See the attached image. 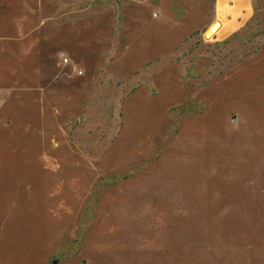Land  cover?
Segmentation results:
<instances>
[{"label":"rangeland","instance_id":"rangeland-1","mask_svg":"<svg viewBox=\"0 0 264 264\" xmlns=\"http://www.w3.org/2000/svg\"><path fill=\"white\" fill-rule=\"evenodd\" d=\"M2 2L0 264H264V0Z\"/></svg>","mask_w":264,"mask_h":264},{"label":"crops","instance_id":"crops-1","mask_svg":"<svg viewBox=\"0 0 264 264\" xmlns=\"http://www.w3.org/2000/svg\"><path fill=\"white\" fill-rule=\"evenodd\" d=\"M20 1H21V0H20ZM0 4L4 5L3 2H2V0H0ZM4 6H5V5H4ZM6 7H8V6H6ZM9 20H13V18L11 17V15H10ZM14 20H15V19H14ZM3 33H4V32L1 31V32H0V35H3ZM15 34H17V31L15 32ZM3 39H4V38H2V40H3ZM0 58H1V56H0Z\"/></svg>","mask_w":264,"mask_h":264},{"label":"bare ground","instance_id":"bare-ground-1","mask_svg":"<svg viewBox=\"0 0 264 264\" xmlns=\"http://www.w3.org/2000/svg\"><path fill=\"white\" fill-rule=\"evenodd\" d=\"M216 23H214V24H212L209 28H208V30H209V32L207 33V34H210L211 32H213V30L216 28ZM215 26V27H214ZM212 28V29H211Z\"/></svg>","mask_w":264,"mask_h":264},{"label":"built area","instance_id":"built-area-1","mask_svg":"<svg viewBox=\"0 0 264 264\" xmlns=\"http://www.w3.org/2000/svg\"><path fill=\"white\" fill-rule=\"evenodd\" d=\"M64 62H67V59H64Z\"/></svg>","mask_w":264,"mask_h":264}]
</instances>
